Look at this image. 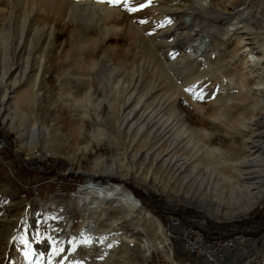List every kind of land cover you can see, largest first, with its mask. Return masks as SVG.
<instances>
[{"label":"rangeland","instance_id":"374dc122","mask_svg":"<svg viewBox=\"0 0 264 264\" xmlns=\"http://www.w3.org/2000/svg\"><path fill=\"white\" fill-rule=\"evenodd\" d=\"M104 1L55 0L49 3L48 0H36L33 10L27 12L26 23H23L19 20L25 9V0H0V39L7 37L5 49H0L3 51L0 53V136L8 145L0 149V243L6 247V251L0 249V257L5 254L2 264H156L157 259L165 264L163 255L160 258L159 253L167 238L160 220L154 214L161 207L158 202H178L198 208L212 217L230 219L231 213L239 205L251 200L247 195L249 192L255 194L262 189L264 165L260 163L247 165L249 168L246 167L247 172L241 177H224L220 173L227 169L222 160L225 157L231 160V155L225 151V145L230 139L225 136V130L230 129L228 122L236 111L229 109L230 112L220 115L219 109L208 106L210 102L204 96L207 83L213 79L214 94L217 90L226 92V96L231 97L229 104H245L248 91L249 105L254 101H260V105L264 103L261 101L264 100V72L260 73V78L251 76L242 72L238 65L239 60H247V64H251L250 56L262 59L264 65V0H210L217 18L213 19L212 16L204 21L197 20L199 27L207 30V33H203L207 39L221 38L220 30L228 26L231 19L233 24L236 17L248 23L251 31L241 28L229 43L209 47L211 66L202 59L199 67L187 72L173 69L175 75L172 78H175V84H180L172 89L179 97L175 103L170 96L171 92L165 90L168 87L155 88L157 76L149 71V64L155 66L158 61H174L181 49L190 43L186 38L183 40L184 46L173 45L176 40L168 30L171 23L186 20L187 17L180 18V11L174 14L165 12L163 21L157 23L154 20L148 24V20L159 16L156 9L152 12L154 6L151 5L155 0H130L129 7L135 3L138 6L146 5L141 12H130L123 3H108V6L117 7V14L105 10L102 5ZM64 20L68 22L67 28L71 31L69 34L56 35L51 55L49 51L44 52L41 48L46 34L43 27L45 24H53L59 29ZM130 24L133 27L140 25L136 27L142 29V42L135 39L133 29L127 28ZM22 25L24 33L21 32ZM103 26L111 30L120 29L114 35L107 31L106 41L97 47L99 54L106 48V62L111 71L112 67L115 70L111 72L97 65L87 71L86 62L94 54L92 47L95 45H92L93 42L86 44L90 47H85V51L88 50L83 54L79 45L84 43V37L77 34L90 28L98 30ZM100 29L99 34L102 33ZM88 32L92 37L98 36L94 30ZM237 38L243 41L241 45L237 43L239 46L236 45ZM59 47L60 52L57 54L56 49ZM44 53H47L44 59L48 60L44 67L46 64L48 66L45 67L46 73L42 74L41 82L46 84L44 89H48L49 93L47 97L46 93H40L33 106L25 101L19 104L20 92L30 87L29 83L35 76L33 73L39 66L38 57ZM234 55L237 58H233ZM140 61H143L141 70L136 68ZM152 74L155 78L153 81ZM115 75L123 80V85L137 77V82L134 81L130 88L133 90L130 105L122 113L118 108L120 99L115 105L117 118L122 114L128 115L122 120L127 125L140 122L142 114L148 117L143 120L147 125L153 124L158 116L165 119L175 104L188 114L190 129L187 130L189 135L186 139L197 148L190 144L186 146L189 141L184 144L185 140L177 138L172 147L176 150L177 162L174 168L178 169L171 178L168 177L170 173L162 169V165L158 164L148 171L144 165H140L141 161L146 165L148 162L140 157L132 162L125 150L128 143L126 137H118L116 142H112L109 137L107 131L114 118L107 99L112 95L109 83ZM85 77L92 78L89 84L93 105L87 110L91 115L88 119L83 115V110L73 103V99L83 98L88 90L82 88L83 85L87 87ZM257 78L261 80L259 85L256 84ZM183 87L198 106H206L209 113L215 112L214 115L221 118L213 138L193 130L201 126L214 128H211V121L200 120L198 111L190 106L188 99L181 97L179 92ZM105 89L108 93L104 92ZM188 89H194V92ZM97 100L102 101L98 112L94 113ZM138 102L140 105L136 107ZM82 120L85 123L79 136L77 128L81 126ZM33 124L37 145L34 152H31L27 146V130ZM97 128L102 130L103 136L96 145H92L94 150L90 152L86 145L92 140L90 132ZM177 128L179 131V125ZM252 128L259 133V136L254 137L258 142L249 143L255 149L264 147V110L256 114ZM166 135L167 131L160 142L164 149L169 147ZM151 139H154L153 136ZM211 142L220 146L211 152L214 158L213 155H203ZM183 156L191 158V166L179 167L178 161ZM99 184L121 185L138 200L142 209L152 214L153 220L141 218L137 212L118 206L108 197L104 198L99 191ZM231 184L248 190L242 189L231 195ZM134 193L141 197L148 196V203L146 201L147 204H143ZM263 198L264 188L259 199ZM68 215H71L70 219ZM59 221L63 225L70 223L67 243L58 231ZM85 240L90 242L84 243ZM39 241L44 245L40 247Z\"/></svg>","mask_w":264,"mask_h":264},{"label":"bare ground","instance_id":"6f19581e","mask_svg":"<svg viewBox=\"0 0 264 264\" xmlns=\"http://www.w3.org/2000/svg\"><path fill=\"white\" fill-rule=\"evenodd\" d=\"M48 2L53 3V2H55V0H48ZM35 3H36V0H28V1L25 0V4H24L25 9L23 10L21 19L19 21L26 23L27 12L29 10L30 11L33 10L32 6ZM79 4H81V3H79ZM136 4L137 3H135V5L131 4V7L139 8V6ZM102 5H103V8L105 10H108V12H110V13L114 12L117 14V12H116V10H118L117 7H112L111 5L108 6V3L106 1H104V4H102ZM151 6H154V8H153L154 10L152 12H154L156 9L159 13L158 14L159 16H157L156 19L154 16V18H151L150 20H148L146 22L148 24H151L152 22H154V20H156L157 23L159 20L163 21L165 18L163 13H165V12H166V14L167 13L174 14L175 12L180 11L179 12L180 18L181 17L183 18L185 16L187 17V18L185 17L186 20L181 19V20L175 21L173 23L170 22L171 25L168 28V30L171 31V34L174 36V39L176 40L173 45L184 46L185 43L183 40L186 38L190 41V43L181 49V52L178 53L177 58L174 61H169V62L163 61V62H161V61L157 60L158 62H156L155 66H152L149 64V66H150L149 71H151V73H154V75L157 76L155 88H163L165 86L168 87V88H166V89L164 88V89L171 92L170 96L172 97L173 103L177 102L179 97L176 93H174V91L172 89L174 87L177 88V86H180V84L179 85L175 84V78H172L175 75L173 69H175L177 72L178 71H181V72L186 71L187 72V71L191 70L192 68L199 67V65L202 64V62H200L202 59L204 61H207L208 65L211 66V63H209L210 59H208V57H210V54L208 51L209 47H215L218 45L222 46L223 44L229 43L230 41L235 39L234 35H236V32H239L238 30L241 28H244L246 30L251 31L248 23L246 24L236 17L234 19L235 21H233V24H231L232 23V19H231V21H230L231 23L228 26H226L225 28L220 30L219 34H221V38H213L211 40L207 39V36L203 35V33H207V30L206 29L203 30L201 27H199L197 20L200 19V20L204 21L205 19L207 20L208 18H211L212 16H214V17L216 16V13L211 6L210 0H199V1L198 0H155V3ZM98 7H101V6L98 5ZM233 8H235V7H233ZM139 11L141 12V9L136 11V12H139ZM152 12H151V14H152ZM214 17H213V19L217 18V16L215 18ZM17 18H18V16H17ZM83 18H87V19L90 18L91 19L92 16H88V17L84 16ZM128 23H129V21H128ZM138 23L140 24V20H138ZM139 24H136V26ZM68 26H69V24L66 21L62 22V27L59 29H56V26H54L53 24H45L43 29H45L46 34H45V37L43 39L44 45L41 46L42 50H44V52L49 51V54L51 55L52 52H50V51H52V49H53L56 35L65 34V33L69 34V31H71V30L69 28H67ZM136 26L134 25V27H133L130 24V25H128L127 28L133 29L132 31L134 33L135 39L138 41L141 40V42H142V35H141L142 29L141 28L139 29ZM97 29L99 30L100 28H97ZM72 30H75V28H72ZM88 30L96 31L97 33H95V34H97L98 36L92 37L90 35V33L88 32ZM98 30L90 28V29L84 30V32L82 33L81 32L82 30H80V27H78V31H80L81 33H78L77 35H79L80 37H84V41H83L84 43H81L79 45V47L83 49L82 53L84 54L88 50V49H86V51H85V47H90L86 44L90 45V43L93 42L92 45L93 44L95 45L94 47H92V53H94V54L91 55L86 62L87 71H90L91 67H97V65H101L104 67V69H109V71H111L110 65L106 62V59H105V57H107L108 51L105 50L106 49L105 48L104 50L102 49L101 53L99 54L97 52V47H98L99 43H100L99 46H102L101 44H103V41H106L105 39L107 38V35H106L107 31L108 32L110 31V34L114 35V34H116V32L118 33L117 30H120V29L111 30L110 28L103 26L100 29L102 31L101 34L98 33ZM21 32L24 33L23 32V25L21 26ZM208 33H209V30H208ZM80 34H82L83 36H81ZM240 39L241 38H237L236 45L242 44L243 41ZM20 40H21V38H20ZM6 43H7V37L0 39V49L4 50ZM82 45H86V46H82ZM106 47H108V46H106ZM170 47H172V43L170 44ZM74 48H75V46H74ZM2 50L0 51V53L3 52ZM72 50H73V48H72ZM128 51L130 52L129 48H128ZM59 52H60V47L58 49H56V53L58 54ZM69 53H70V51H69ZM4 54H7V53L4 52ZM46 54L47 53H44L42 56L38 57V58H40L39 64H38L39 66L37 67V69H35V73H33L35 75L34 79L31 80V82L29 83L30 87H27V91L25 90V91L20 92V95H19L18 101H17L19 104H21L25 101V103L27 102V104L29 106H33L34 102H37L40 93L41 94L46 93V97H47L49 90L46 88L44 89L45 83L41 82L42 74L45 75V73H46L45 67L48 66L46 64L44 67V63L48 62V60L44 59ZM67 55H69V54H67ZM113 58L115 59L114 54H113ZM233 58H237V56L234 55ZM250 58H251L250 61L252 62L251 64H247V62H246L247 60H244V61L239 60L238 65H239L242 72H246L248 75H251V76L255 75V76H258L260 78V73L264 72V65H262V63H261L262 59L255 58L252 56H250ZM76 59H78V58H76ZM142 62L143 61H140L136 64L137 69H140V70L142 69ZM59 63H57V65ZM193 63H197V65H193ZM153 65H154V63H153ZM174 65H176V66L178 65V66L176 68H173ZM114 70H115V67H112L111 72H113ZM135 71L136 70H134V72ZM2 79H4V78H2ZM2 79H1V81H2ZM153 79L155 80V78L152 74V81H153ZM91 80H92L91 77H85L84 78V82L87 84V87L85 85H83L82 88L88 89V90H86L84 97L81 99H73L74 106H77L81 110H83L82 111L83 115L86 116L87 119L91 117V115L87 112V110H89V107L93 105V103H92V92H91L92 88L89 84L91 82ZM134 81L137 82V77H135L133 80L129 79V82L126 85H123V80L118 79V77H116V75L113 76V78L111 79V81L109 83V85H110L109 91L112 95H111L110 99L109 98L107 99V101L110 102V109L112 111V118H114V119H112V121L110 122L111 126H110V129L107 131V133H108L109 137L111 138L112 142H116V140L119 139L121 136L127 138L128 143H126V145H125V150H127V153L130 156L132 162H134L135 159H138L137 157H140V159H142L143 161L148 162L147 165L145 164V162H142V161L140 162V165H144V167L148 171L151 170L153 167L157 166L158 164L162 165L163 166L162 169L165 170V173H167V172L170 173L168 177L171 178L174 173L176 174V169H178V168H174L175 162H177V161H176V156H175L176 153H174L176 150L174 147H172V145H175L174 143L176 142L178 137H180V141L185 140L184 144L189 141L188 139H186V136L189 135L187 130L190 129V124H189L190 121L188 122L189 116L187 113L180 110L179 106L175 104V105H172L171 113L165 119L161 118V116H158L156 121L153 124L147 125L146 122H143V120L147 116L145 114H142V120L140 122H137V123L134 122V123L127 125L122 120L124 118L128 117V115L122 114L121 117H123V118H121L120 116H119V118H117L116 114H115V109H116L115 105L118 104V100L120 99L121 103H120L119 107L118 106L117 107L120 109L121 113L123 112L124 108H127L130 105L131 97L133 94V90L130 88L133 86L132 84ZM260 81L261 80L257 78L256 84L259 85L261 83ZM212 82H213V79H211L207 83L205 96H204L205 99L208 102H210L208 104V106L211 105L214 109H216V108L219 109L218 114L223 115V116L227 112H230V111H228L229 109H235V111H236L235 114L231 115L232 119H230L228 122V126L230 127V129H228L227 131L225 130V136L230 137L229 141H227V143L225 145V147H226L225 151L231 155V160L226 159V157L225 158L223 157L224 159L222 160V163H224L226 165L227 169L225 168V170H222L225 172L221 171L220 173H222L224 175V177L228 176V175L230 177L232 175L235 177H241L243 175V173L247 172L246 167L249 168V166H247V165H256L257 163H260V165L261 164L264 165V147H261L259 149H255L254 146H252L249 143V142H253V143L258 142V141L254 140V137L256 135L259 136V133L255 132V130L252 128V124H253V120L256 117V114L259 111L264 110V103H262V105H260L259 104L260 101H258V102L254 101L249 105L247 102H248V99H250V97H249L250 92L248 91L246 98H245V101H246L245 104L241 105L240 103H236V102L229 104V101H231V97L229 98L228 95L226 96V92H222L220 90L219 91L217 90L214 94V90L212 88L213 87ZM129 83H131V84H129ZM12 88H14V86ZM40 88H43V89L41 90ZM195 91H197V90H195ZM104 92L108 93V91L106 89ZM169 92H165V94H167ZM179 94L181 95V97L188 99L190 106L198 111V113H199L198 115L201 118L200 120L211 121L213 123V126L211 128H214V129H206V128H203L201 126L198 128H193V130H199L200 132H203L204 135H206L207 137L213 138L217 132L216 129H217V126L219 124V121H221L220 120L221 118L218 115H214L215 112L212 113V111H211V113H209V111H207L206 106H204V107L198 106L196 104V102L191 99L190 95L188 96L186 89L184 87L181 88ZM195 96H196V94H195ZM252 99H253V97H252ZM101 101L102 100H97L96 104H94V113L98 112V108L100 106ZM261 101H264V100H261ZM139 105H140V102L137 103L136 107H139ZM211 114H213V115H211ZM118 120H119V122H118ZM117 122H118V128L116 127ZM84 123H85V120H82L81 126L80 127L78 126V128H77L79 136L82 134ZM177 125H179V127H180L179 131H177V129H178ZM34 126L35 125L33 124V127L31 129L27 130V146L29 147V150H31V152H34L33 149L37 145L36 141H35L36 131H35ZM166 131H167L166 138L169 141V145H168L169 147L166 148L164 146L165 147V149H164L161 147L160 142L162 141L163 135ZM90 136H91L92 140H91V142L87 143L86 148L89 149V151L91 152L92 150H94V147H92V145H96L101 140V138L103 136L102 130L100 128L93 129L90 132ZM152 136L154 139H151ZM3 142H5V144H7V142L4 138H3ZM207 142H209V141H207ZM189 144H190V146L197 148L196 145L192 141H189V143L186 144V146L187 145L189 146ZM208 145H209V147L207 149H205V151H203V155L206 157L212 156L213 153H211V152L213 150L220 148L219 145H217V144L215 145V144H213V142H211ZM135 146H136V148H135ZM195 150H197V149H195ZM200 151H201V149H200ZM213 158H214V155H213ZM180 160L181 161H178L180 168L186 167V166H191V163H192L191 158L183 156ZM217 160H219V159L217 158ZM98 163L99 162H97L96 164L98 165ZM156 169H158V168H156ZM165 176H166V174H165ZM184 180H183V182H184ZM143 181L145 182L146 178H144ZM234 181H232V182H234ZM101 184H99L100 185L99 191L101 192V194H103L104 198L107 199V197H108V198L114 200L116 202V204H118V206H121L122 208L126 207L130 211L137 212V215H139L141 218H145V219H148L150 221L153 220L152 214L149 213L148 211L142 209L138 200L129 191H127L124 187H122L119 184H112V185L108 184L106 186L105 185L101 186ZM158 184H160V183H158ZM151 185H156V184L152 183ZM261 185H263L261 187L262 189L258 193L253 194V193L249 192L247 194L251 200H249L248 202H245L244 204L239 205L237 210L235 212L231 213L232 214L231 218H237L240 215L245 214L251 207L254 206V205H252L254 202L255 203L258 202V199L260 198V196L263 192L264 183ZM230 187L232 188V190L230 191L231 195L235 194L236 191H239V190L242 191V189H245L246 191L248 190V188H246V187L239 188L238 186H236L234 184H231ZM64 213L67 214L66 212H64ZM67 217H69V219H70L71 215H68ZM154 220H155V218H154ZM69 225H70V223H68V222L65 225H63L60 223V221L58 224V231L61 232L63 237L66 238V243L68 241L67 240L68 239L67 233L69 230ZM27 232H28V234L30 233L29 230ZM34 244H33V246H35ZM38 245H40V247H41L44 244H43V242H40ZM0 249L2 251H6V247H3V245L1 243H0ZM39 250H41V248ZM0 260H1L0 264H2L3 261L5 260V254L0 257ZM10 263L5 262V264H10Z\"/></svg>","mask_w":264,"mask_h":264},{"label":"built area","instance_id":"2783aa9c","mask_svg":"<svg viewBox=\"0 0 264 264\" xmlns=\"http://www.w3.org/2000/svg\"><path fill=\"white\" fill-rule=\"evenodd\" d=\"M6 146L0 136V149ZM158 203L154 214L167 238L159 253L165 264H264V198L231 219L178 202Z\"/></svg>","mask_w":264,"mask_h":264},{"label":"snow or ice","instance_id":"6c2138e0","mask_svg":"<svg viewBox=\"0 0 264 264\" xmlns=\"http://www.w3.org/2000/svg\"><path fill=\"white\" fill-rule=\"evenodd\" d=\"M106 2L107 3H110V4H113V5H119V4H121V3H123L124 5H125V7H126V9L128 10V11H130V12H135V11H138V10H140V9H142L143 7H145L146 5H144V4H141L140 6H139V8H136V7H129L128 5H129V3H130V0H106ZM149 2H150V0H149ZM142 23L144 22V21H141ZM188 91H193L194 92V89H188ZM196 98H201V97H199V96H197ZM90 241H87V240H85L84 241V243H89Z\"/></svg>","mask_w":264,"mask_h":264},{"label":"trees","instance_id":"16d2710c","mask_svg":"<svg viewBox=\"0 0 264 264\" xmlns=\"http://www.w3.org/2000/svg\"><path fill=\"white\" fill-rule=\"evenodd\" d=\"M125 184V183H124ZM125 186H127V184H125ZM129 188V187H128ZM135 194V193H134ZM136 195V194H135ZM137 196V195H136ZM137 197H139L140 198V200H141V202H143V204H147L148 203V196H146V197H141V196H137ZM150 197H151V195H150ZM146 201H147V203H146Z\"/></svg>","mask_w":264,"mask_h":264},{"label":"water","instance_id":"95a60500","mask_svg":"<svg viewBox=\"0 0 264 264\" xmlns=\"http://www.w3.org/2000/svg\"><path fill=\"white\" fill-rule=\"evenodd\" d=\"M259 200V199H258ZM257 202V201H256ZM255 204V202L252 204V205H254Z\"/></svg>","mask_w":264,"mask_h":264}]
</instances>
